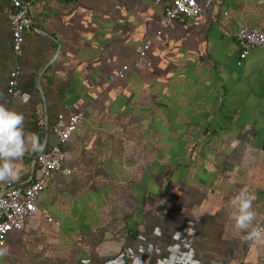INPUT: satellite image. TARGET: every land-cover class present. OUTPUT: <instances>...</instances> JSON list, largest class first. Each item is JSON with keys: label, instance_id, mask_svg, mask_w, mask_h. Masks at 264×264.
Returning <instances> with one entry per match:
<instances>
[{"label": "crops", "instance_id": "1", "mask_svg": "<svg viewBox=\"0 0 264 264\" xmlns=\"http://www.w3.org/2000/svg\"><path fill=\"white\" fill-rule=\"evenodd\" d=\"M198 1L159 34L154 0H42L18 57L0 0V105L43 145L18 161L20 185L40 177L58 117H84L62 146L72 172L47 179L0 264H264L226 207L247 191L251 227L264 220V45L241 59L236 39L264 31V0Z\"/></svg>", "mask_w": 264, "mask_h": 264}, {"label": "built area", "instance_id": "2", "mask_svg": "<svg viewBox=\"0 0 264 264\" xmlns=\"http://www.w3.org/2000/svg\"><path fill=\"white\" fill-rule=\"evenodd\" d=\"M161 5L164 12L162 30L170 28L175 22H184L189 18H196L203 14L204 7L198 0H154ZM7 8L8 19L13 34V51L18 57L23 56V42L26 34L33 30L31 21V11L40 8L42 0H8ZM236 39L241 46V59L249 56L250 52L259 46L264 45V31L249 29L246 27L238 28ZM150 43L144 45L139 52L140 56L146 55ZM128 66L119 70V77L123 75ZM20 67L11 72L10 92L18 86L20 77ZM112 77V80L115 78ZM81 114H74L69 117L60 115L53 124V132L58 139V144L48 151L38 154L35 164L40 168V177L29 184L22 186L18 181L0 182V247L4 246L8 235L13 231H20L24 228L27 218L38 213V200L45 190L47 179L54 172L70 174L72 169L64 165V151L62 146L66 144L77 127L83 122ZM37 124L41 127L46 126V122L40 116ZM264 232V220L257 226Z\"/></svg>", "mask_w": 264, "mask_h": 264}, {"label": "clouds", "instance_id": "3", "mask_svg": "<svg viewBox=\"0 0 264 264\" xmlns=\"http://www.w3.org/2000/svg\"><path fill=\"white\" fill-rule=\"evenodd\" d=\"M22 112L0 105V182H14L19 177L18 161L27 152L42 150L38 134L27 133ZM230 218L236 230L246 232V237L255 242H264V232L252 228L256 217L253 198L247 191L241 190L226 202ZM8 249L0 247V257Z\"/></svg>", "mask_w": 264, "mask_h": 264}]
</instances>
